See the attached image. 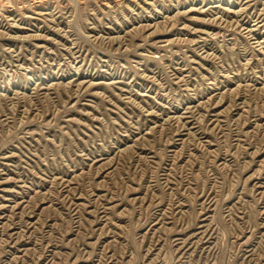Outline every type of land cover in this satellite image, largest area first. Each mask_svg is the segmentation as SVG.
<instances>
[{"label":"rangeland","instance_id":"rangeland-1","mask_svg":"<svg viewBox=\"0 0 264 264\" xmlns=\"http://www.w3.org/2000/svg\"><path fill=\"white\" fill-rule=\"evenodd\" d=\"M0 264H264V0H0Z\"/></svg>","mask_w":264,"mask_h":264},{"label":"bare ground","instance_id":"bare-ground-1","mask_svg":"<svg viewBox=\"0 0 264 264\" xmlns=\"http://www.w3.org/2000/svg\"><path fill=\"white\" fill-rule=\"evenodd\" d=\"M82 84V83H81ZM82 86V85H81ZM192 257V256H191Z\"/></svg>","mask_w":264,"mask_h":264}]
</instances>
